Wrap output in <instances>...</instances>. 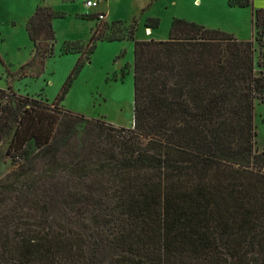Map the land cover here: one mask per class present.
<instances>
[{
    "label": "trees",
    "instance_id": "trees-1",
    "mask_svg": "<svg viewBox=\"0 0 264 264\" xmlns=\"http://www.w3.org/2000/svg\"><path fill=\"white\" fill-rule=\"evenodd\" d=\"M228 2L252 7L264 32V8ZM63 16L37 7L26 24L35 56L54 55ZM107 28L67 51L80 57L52 103L0 88V141L15 127L7 154L18 164L0 179V264H264L254 40L181 17L165 40ZM124 39L134 41L133 125L61 106L97 43Z\"/></svg>",
    "mask_w": 264,
    "mask_h": 264
},
{
    "label": "rangeland",
    "instance_id": "rangeland-1",
    "mask_svg": "<svg viewBox=\"0 0 264 264\" xmlns=\"http://www.w3.org/2000/svg\"><path fill=\"white\" fill-rule=\"evenodd\" d=\"M85 0H0V88L52 103L61 92L80 53L67 52L87 45L97 23L108 32L121 26L124 33L136 26V39H168L174 17L185 18L209 28L220 29L241 40H254L256 72L264 70V32L253 27L252 7L231 6L228 0H101L86 8ZM40 5L62 12L53 20L56 40L54 55L35 56L26 24ZM264 8V0H253ZM104 13L103 19L92 14ZM158 18V27L147 25ZM122 23L112 25L113 21ZM107 27V26H106ZM256 38L261 39L262 43ZM66 43V44H65ZM77 43V44H76ZM1 105V104H0ZM61 106L87 117L131 127L134 118V41H99L90 62L73 79ZM13 127L0 141V179L18 164L7 154ZM255 148L264 149V102L255 103ZM35 150L33 141L28 145Z\"/></svg>",
    "mask_w": 264,
    "mask_h": 264
},
{
    "label": "built area",
    "instance_id": "built-area-1",
    "mask_svg": "<svg viewBox=\"0 0 264 264\" xmlns=\"http://www.w3.org/2000/svg\"><path fill=\"white\" fill-rule=\"evenodd\" d=\"M101 0H85L84 4L86 6V8L90 9L93 7H96L99 5ZM105 16L104 13H99V18L103 19Z\"/></svg>",
    "mask_w": 264,
    "mask_h": 264
}]
</instances>
